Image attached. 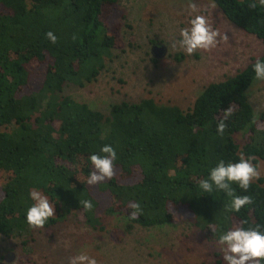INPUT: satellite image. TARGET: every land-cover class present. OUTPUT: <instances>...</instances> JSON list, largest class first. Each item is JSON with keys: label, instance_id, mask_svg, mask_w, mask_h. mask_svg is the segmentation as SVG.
Listing matches in <instances>:
<instances>
[{"label": "trees", "instance_id": "trees-1", "mask_svg": "<svg viewBox=\"0 0 264 264\" xmlns=\"http://www.w3.org/2000/svg\"><path fill=\"white\" fill-rule=\"evenodd\" d=\"M118 1L0 0V235L21 237L36 228L25 220L31 190L54 205L45 228L80 211L88 227L101 230V207L124 218L125 231L170 225L174 212L186 213L212 242L218 235L212 228H264V175L247 192L233 185L236 194L252 199L238 213L226 211L231 197L225 193L198 188L220 159L236 161L243 154L255 165L264 160V109L255 113L248 94L257 81L252 64L264 52L234 75L205 85L186 110L147 97L113 103L102 113L64 94L68 86L96 81L112 60L114 39L101 15ZM207 1L264 46V7H252L255 0ZM37 68L40 77L32 80ZM229 107L219 134L216 124ZM104 144L117 152L120 178L93 184L108 198L102 206L87 178L93 171L88 156ZM83 200L92 207L85 210ZM135 203L142 212L130 219Z\"/></svg>", "mask_w": 264, "mask_h": 264}, {"label": "rangeland", "instance_id": "rangeland-1", "mask_svg": "<svg viewBox=\"0 0 264 264\" xmlns=\"http://www.w3.org/2000/svg\"><path fill=\"white\" fill-rule=\"evenodd\" d=\"M194 14L205 15L227 40L191 55L173 47V39ZM101 19L114 39L113 58L96 81L81 88L68 86L64 94L102 113L113 103L147 97L186 110L205 85L234 75L264 52L258 39L230 23L207 0H119L103 7ZM154 47L162 53L154 56ZM41 72L37 68L32 80ZM248 94L255 113L264 109V80H257ZM242 140L238 136L237 142ZM256 166L263 176L264 160ZM113 172L119 179V169ZM93 186L92 195L104 206L108 198ZM104 208L96 212L101 230L88 227L83 214L73 211L49 228H35L21 237L0 235V264H68L79 251L95 257L97 264H214L222 255L218 243L197 229L186 213L174 212L170 225L125 231V219L104 214Z\"/></svg>", "mask_w": 264, "mask_h": 264}, {"label": "clouds", "instance_id": "clouds-1", "mask_svg": "<svg viewBox=\"0 0 264 264\" xmlns=\"http://www.w3.org/2000/svg\"><path fill=\"white\" fill-rule=\"evenodd\" d=\"M251 6L264 7V0H255ZM190 7L195 9V5ZM45 36L52 43L57 40L52 31L45 33ZM223 40H227V35L214 29L205 15L194 14L189 17L188 25L179 30L178 37L173 39V47L179 46L186 54L191 55L197 49L214 48ZM252 69L257 80H264V59L257 58L252 64ZM231 112L230 107L224 110V116L216 124L217 133L223 134L226 127L225 121ZM88 159L94 169L87 178L89 185L97 184L106 178L110 179L114 175L113 168L117 152L112 145H102L99 153L89 154ZM252 160L251 156L245 158L243 154L236 161L218 160L209 169L207 176L198 181V188L209 194L225 193L231 197L230 207H226V211L238 213L243 206L251 204L252 199L248 195L236 194L233 185L247 192L250 183L259 178L257 166ZM28 196L33 203L25 211V220L32 227H43L48 218L54 215V205L40 191L31 190ZM81 203L85 210L92 207L89 200H83ZM131 207L133 211L129 213V218L136 219L142 212L141 205L135 203ZM243 223L244 221H241V224ZM212 231L218 233L217 243L222 253L220 257L222 264H261L264 260V228L259 224L223 230L212 228ZM68 264H97V260L86 251H79L68 258Z\"/></svg>", "mask_w": 264, "mask_h": 264}, {"label": "water", "instance_id": "water-1", "mask_svg": "<svg viewBox=\"0 0 264 264\" xmlns=\"http://www.w3.org/2000/svg\"><path fill=\"white\" fill-rule=\"evenodd\" d=\"M158 53L161 54L162 53V49L161 48L154 47L153 48V54H154V56L159 55Z\"/></svg>", "mask_w": 264, "mask_h": 264}]
</instances>
